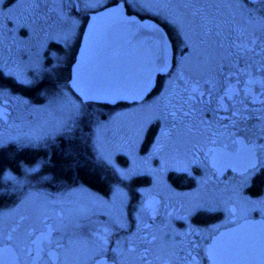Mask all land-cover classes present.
Returning a JSON list of instances; mask_svg holds the SVG:
<instances>
[{
  "label": "snow or ice",
  "instance_id": "obj_1",
  "mask_svg": "<svg viewBox=\"0 0 264 264\" xmlns=\"http://www.w3.org/2000/svg\"><path fill=\"white\" fill-rule=\"evenodd\" d=\"M0 48V264H264V0H0Z\"/></svg>",
  "mask_w": 264,
  "mask_h": 264
},
{
  "label": "rangeland",
  "instance_id": "obj_2",
  "mask_svg": "<svg viewBox=\"0 0 264 264\" xmlns=\"http://www.w3.org/2000/svg\"><path fill=\"white\" fill-rule=\"evenodd\" d=\"M10 26H11V25H9V27H10ZM24 34H25V33H24L23 31L20 33V35H24ZM7 54H8L7 52H5L2 48H0V56H4V55H7ZM13 54H14V55H19V53H13ZM63 54H64V53H62L59 49H56V48L53 47V46L49 47V49H48V53H47L48 57L51 59L52 64H56L57 61H58V58H60L61 56H63ZM49 67H51V65H49ZM34 79H36L37 81H39L40 77H34ZM43 90H44V88L42 87V88L40 89V91H43ZM34 102H42V101H36V100H34ZM113 106H114V107H112L111 109L105 107L104 110H103V108H102L101 106H99V105H97V106H95V107H96V109H97L98 112L101 111V113H104V114H106V115L109 114V113H113V112L121 111L123 108L126 107V106H123V105H120V104H115V105H113ZM151 137H152V131H149L148 134H147V136H146L145 142L141 145V147L146 148V147L148 146L150 140H151ZM14 175H17L18 179H23V180H25L26 182H31V183H37V182H34V181H33V179H34L35 177H40V178L44 177V175H43V176H38L37 173H36L35 175H31V176H24L23 172H21V173H15V172H14ZM10 182H11V181H10ZM146 182H147V181H146V178L143 177V181H142V183H140V184H146ZM39 183H42V184L48 186V185H47L48 180H47V181H43V182H39ZM11 184L13 185V190H14V192H16V191L20 188V185H18V184H13L12 182H11ZM54 190H55V189H50V191H54Z\"/></svg>",
  "mask_w": 264,
  "mask_h": 264
},
{
  "label": "trees",
  "instance_id": "obj_3",
  "mask_svg": "<svg viewBox=\"0 0 264 264\" xmlns=\"http://www.w3.org/2000/svg\"><path fill=\"white\" fill-rule=\"evenodd\" d=\"M55 47V46H53ZM56 48V47H55ZM58 49V48H56ZM43 86H40V89ZM39 89V90H40ZM34 96V94H33ZM120 105H123L121 103H118ZM99 106H101L103 108V110L106 108H112L114 107L113 104H98ZM101 112V111H100ZM41 155H43V152L40 153ZM15 173H21L22 170L17 168L13 170ZM38 176H48L50 179L48 180L47 185L48 186H56L60 183L61 178L56 174V172L53 170V168L51 167H44L40 170V172L37 173ZM107 173H105L106 175ZM15 194L14 190H13V185L11 184L10 181H4L2 178H0V198H9L11 196H13Z\"/></svg>",
  "mask_w": 264,
  "mask_h": 264
},
{
  "label": "flooded vegetation",
  "instance_id": "obj_4",
  "mask_svg": "<svg viewBox=\"0 0 264 264\" xmlns=\"http://www.w3.org/2000/svg\"><path fill=\"white\" fill-rule=\"evenodd\" d=\"M123 106H126V107H127V105H124V104H123ZM145 139H146V138H145ZM145 139H144L143 143L145 142ZM33 181H34V182H43V180H42L40 177H35V178L33 179ZM142 181H143V177H140V178H138L137 183L140 184V183H142ZM102 194H103V193H102Z\"/></svg>",
  "mask_w": 264,
  "mask_h": 264
}]
</instances>
